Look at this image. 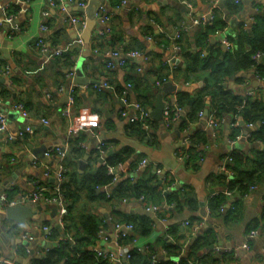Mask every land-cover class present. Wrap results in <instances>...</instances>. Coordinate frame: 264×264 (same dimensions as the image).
I'll return each instance as SVG.
<instances>
[{
	"label": "crops",
	"instance_id": "obj_1",
	"mask_svg": "<svg viewBox=\"0 0 264 264\" xmlns=\"http://www.w3.org/2000/svg\"><path fill=\"white\" fill-rule=\"evenodd\" d=\"M56 1L57 4L52 6L49 0H0V15L15 16L13 22L0 26V66L10 67L12 71L9 78L0 76V79H5L0 82V112L7 115L6 130L0 132V188L13 177L14 182L5 194L10 199L19 200L23 195L32 192L36 188L35 185L52 184L53 177L47 178L45 172L47 167L57 172L58 163L53 160L47 163L38 160L35 164L36 160H32L33 150L43 146L48 149H66L68 159L73 160L75 157L71 155V140L86 146L85 149L82 148L84 157L77 160L79 173L83 174L87 165L93 166L97 171L100 163L99 160L94 161L91 152L96 148L97 137H104V141L110 142L111 151L131 148L135 151L134 157L144 154L146 159L151 160L149 166L160 168L164 173H173L178 184L189 187L196 193L199 203L200 198L206 202V206L200 205L197 212L184 210L162 218L156 213L157 221L153 222L152 232L137 238V248L148 251L153 247L157 250L158 259L159 256L166 257L162 255L161 241L170 227L180 225L181 231L184 232L189 229L185 223L192 217H199L201 222L194 228L192 236L185 234L178 239V243L184 246V257L195 239L205 230L212 229L217 237L214 251L209 253L212 248L203 250L199 253L200 256H207L209 261L219 259L213 264H264V184H259L257 189L250 191L245 197L225 196L229 202L225 204L222 213L211 214L208 210L209 201L213 197L211 191L218 194L224 190L214 186L212 176L218 173L225 159L232 152L248 155L252 151L264 149L263 143L249 139L250 133L256 131L258 126L249 128L240 125V134L231 139V129L227 130V124L215 134L214 129L208 125V116L186 127L182 122L186 114L183 111L179 117L174 116L170 123L160 125L156 122L157 127L151 128L155 143L150 146L146 141L143 142L130 134V123L120 116L122 102L117 93L109 89L98 92L95 85L78 86L75 104L70 114L65 113L68 108L65 103L66 90L72 81L69 74L74 73L76 77L78 67H81L86 78L98 82V85L109 82L116 91L126 89L132 101L139 95L135 89H128V82L135 75L140 76L142 81L140 91L149 89L148 93L153 95L154 99L165 83L171 82L177 86L176 93L164 94V100L173 103V106L177 104L178 92L198 93L205 87L209 72L198 69L186 79L179 71L186 68L185 52H177V40H173L179 28L183 25L189 27L181 42L188 55L200 51L207 55L213 49L229 52L219 38L223 37L232 42L239 37L241 28L251 30L255 18L264 14V0H240L239 9L235 12L223 7L225 0H189L188 6L174 0H127L125 6H121L119 0H95L100 4L99 7L105 9L109 21L103 23L96 20V25L90 31V42L87 44L84 41V46L78 43V37L85 33V28L81 29L79 25L71 23V18L77 17L87 25L88 14L81 11L82 8L77 2ZM77 1H86L89 7L92 0ZM213 6L222 9L226 27L220 32L209 33L206 41L202 36L204 31L200 26L193 25L191 17H203L212 11ZM42 25L48 27L47 32L42 31ZM152 33L164 39L157 40ZM42 38L49 44L48 53H43L37 45V41ZM166 38L170 39V43ZM74 49H78V55L72 63L63 66L56 63L58 60L54 59V54L57 50L67 53ZM118 49L121 53L127 49L142 50L147 54L149 61L144 63L141 60H131L128 67L108 69L106 63L111 53ZM135 64L142 65L143 72L138 73L133 68ZM259 64L264 66V56H261ZM151 72L168 74L170 77L164 84L155 86L154 80H157L158 76ZM239 74L227 81V87L238 94L252 91L264 99V80L258 79L256 71H241ZM16 105H21L29 113V117L24 119L22 114L15 110ZM42 120H47L48 125L42 124ZM25 125L32 126L35 133L22 141L10 140L11 137H16ZM74 128L80 130L70 136L69 131ZM201 132L207 134L208 145L202 146L205 157L199 162L196 170L187 167V162L182 160V157L189 146L186 144L187 139ZM84 159L86 166L80 171L79 161ZM234 202L240 206L238 217L227 219V213L232 210ZM147 205L151 204L139 200L94 202L87 200L83 193L77 203L76 214L95 211L102 215L109 225L107 233L110 239L109 243L103 246L112 249L114 234L111 219L117 217L116 213L143 216L142 211ZM40 206L42 210L36 209L34 216L27 218L25 225H21L7 220L4 212L6 208L0 205V263L13 261L12 258L15 257L28 260L29 264H39L50 250L48 245L57 247L59 241L65 238L64 228H61L62 231L58 230L53 223L54 209L57 207L42 202ZM162 207H165V204ZM106 216H109V219ZM257 222L259 224L254 230L258 231V235L249 239V233L253 230L249 229ZM44 227H50L56 232L54 241L45 238ZM25 233L33 239L24 240ZM27 242L32 254L27 252ZM246 244L248 249H244ZM174 262L177 264L179 259H174Z\"/></svg>",
	"mask_w": 264,
	"mask_h": 264
},
{
	"label": "trees",
	"instance_id": "obj_2",
	"mask_svg": "<svg viewBox=\"0 0 264 264\" xmlns=\"http://www.w3.org/2000/svg\"><path fill=\"white\" fill-rule=\"evenodd\" d=\"M186 1L189 2V0ZM239 5L240 2L236 3L235 0L223 1V7L229 11H238ZM212 12L214 14V21L200 26L204 31L202 32V36L206 41L208 40L209 33L220 32L226 27L222 9L218 6H213ZM255 20L256 24L251 30L241 28L239 37L232 41L235 46L233 52L213 49L207 55L203 54L202 51L188 55L181 46L183 36L187 32L184 31L183 27L179 28L178 34L180 38L175 41V45L179 46L183 53L185 52L184 57L186 62V68L179 69V71L184 74L186 79L188 76L191 77L192 74H195L198 69L209 72L205 87L198 93L191 94L185 91L177 93V105L186 113L182 118V122L186 127L191 123H197L201 118L199 117L201 112L208 111L209 118L214 116L215 120L224 121L221 127L225 124L230 125L231 139L240 134L242 129L240 127L241 120L243 121V126L247 127L250 124L258 126L256 131L250 133L249 139L252 142L264 144V99L259 96L249 97L246 93H235L226 85L231 77L239 74L241 71L255 70L259 77L264 78V66L259 64L260 61L258 63L254 58L256 54L264 56V14L258 15ZM152 35L157 37V40L163 38L162 36H156L155 33H152ZM167 40L170 43V39ZM157 42L159 43V41ZM246 46L248 48H245ZM132 51L135 50L127 49L124 53ZM138 51L144 52L142 50ZM77 55L78 49H74L56 56L54 59L58 60L56 63H60L63 66V64L72 63L74 57ZM110 60L115 62L111 58ZM107 64L108 62L106 66ZM129 64V61H127V67ZM133 68L138 73L144 70L140 64L133 65ZM139 68L142 69L140 72L138 71ZM135 70L134 72H136ZM139 77L135 75L129 80L128 85L139 93L137 99L134 101L149 109L153 106L155 99L153 95L148 93L149 89L145 92L140 91L142 81ZM156 77L157 80H154V84L155 86H160L170 76L158 73ZM107 83L110 84L109 82ZM103 90L97 91L102 92ZM111 91L117 93L118 97L121 98L126 89L116 91L114 88ZM152 127H157V123L151 121ZM129 128L131 129V135H134L143 142L146 141L150 146L154 145L155 136L151 132L152 129L145 131L142 129L140 123H131ZM188 140L190 142L188 149L183 154H187L186 166L197 170L199 162L203 161L205 157L202 146L208 145V136L205 132H201L190 136ZM78 142L71 140L70 143L73 146L71 155L75 159L69 160L67 155L64 160L66 172L64 173L65 181L62 184V194L68 203V214L64 220L65 238L59 242L58 247L50 249L46 257L39 264H113L107 260L98 258L92 252V248L98 242L99 232L102 230L107 231L109 225L104 217L95 211L76 214L78 211L77 203L82 198L83 193L86 195L87 200L94 202L104 200L109 203L113 201L139 200L141 197H145L147 203L159 207L157 214L161 218L165 217V215L180 213L184 210L197 212L200 209L198 197L189 187L181 185V187H175L171 191H164L167 186L176 183L177 179L175 175L166 173V180L161 181V176L157 172L160 168L154 169L149 166L144 171L139 170L140 162L146 157L144 154H138L137 157H134L135 151L131 148L111 154L106 160L107 165L100 164L97 171L93 169V166L87 165L85 172L80 174L77 168V160L84 157V150ZM103 143L104 149L108 152L111 151L110 142L103 141ZM91 154H93L94 161L100 160V153L96 148L92 150ZM229 156L233 159V162L228 165L232 174L229 175L218 171L217 174L212 176L214 186L224 190L218 194L215 193L209 201L208 210L211 214L221 212L222 207L225 210V204L229 202L225 198V190L231 191L236 196L245 197L250 192L251 187H259V184H264V149L252 151L248 155L232 152ZM119 165L126 167L125 172H121L120 180L114 185L110 197H108V193L102 191L104 187L113 181V175L109 174L108 166L117 167ZM163 204H165V207H162ZM231 207L232 210L227 213V219H237L240 207L239 203L234 202ZM116 216V218L111 219L112 225L131 224L134 226V231L122 240L124 245L130 244L139 236H146L152 232L154 221L149 216L135 217L119 213H116ZM262 219L264 220V214ZM189 222V229L184 232L181 231L180 225L170 227L166 237L161 241L163 245L162 250L165 251V256L168 260L159 261L157 259L154 262L152 256L158 253L156 249L150 247L148 251L134 250L131 259L123 264H176L174 259H179L177 264H213L215 260L219 261L217 258L209 261L207 256L199 255L201 251L209 250L212 246H215L217 237L212 229H207L199 235L189 247L186 257H184V246L178 243V239L181 235L185 234L188 237L192 236L194 228L201 222V218L192 217L189 219ZM258 224L257 222L249 230L256 229ZM55 234L56 232L53 231L52 237H50L51 241H54L56 238ZM212 251L214 250L212 249L209 253H212Z\"/></svg>",
	"mask_w": 264,
	"mask_h": 264
},
{
	"label": "built area",
	"instance_id": "obj_3",
	"mask_svg": "<svg viewBox=\"0 0 264 264\" xmlns=\"http://www.w3.org/2000/svg\"><path fill=\"white\" fill-rule=\"evenodd\" d=\"M65 0H60V3H64ZM177 2H180L184 5H189L188 1L186 0H174ZM236 3H239L240 0H235ZM50 4L52 6H55L57 4L56 0H49ZM67 3H74L77 2L78 6L80 8H86L87 7V2L86 1H77V0H66ZM120 5L121 6H125L127 5V0H119ZM63 10H65V8H63ZM47 15V14H45ZM192 18V23L194 26H201V25H206L207 23H212L214 21V14L211 11L210 13H208L207 15L200 17V18H195V17H191ZM15 19V16L12 14H8L5 16H1L0 15V26L3 25L4 23H11L13 22V20ZM95 19L97 21H101L103 23H107L109 21V17L108 15H106L105 13V9L102 7H99L95 13ZM71 23H73L74 25H79V27L85 28L86 27V23L84 21H81L79 18L77 17H72L71 18ZM256 24V20H254L252 22V27ZM184 31L188 32L189 27L187 25H183L182 26ZM251 27V28H252ZM42 31L43 32H47L48 31V27L46 25H42ZM246 29V27L244 28ZM80 38L78 39V43L81 46H84L85 42L84 40L81 38V36H79ZM180 38V35L177 33L175 35V37L173 38V40H178ZM223 45L228 49V51H234L235 50V46L234 44L229 41L228 39H223L222 41ZM37 45L38 47H40L41 51L43 53H48L49 52V44L47 43V41L42 38L39 39L37 41ZM175 49L177 52H180L181 49L179 46H175ZM63 52L60 50H57L55 52V56H60L62 55ZM113 61H108L107 64V68L109 69H114V68H125L127 67V61H129L130 59H135V60H141L144 63H147L149 61V58L147 56V54H145L144 52H140V51H132L129 53H121L119 51H113L111 53V57H110ZM255 60H257V62L259 63V61H261V54H256L254 56ZM142 69L139 68L138 71L140 72ZM12 75V71L10 67H1L0 66V76L3 77H11ZM69 77L72 79L71 81V88H70V100H69V104L68 108L65 110L66 114H70L71 112V108L74 106L75 104V100H76V90L77 87L76 85L73 84V80L75 79V75L74 73L69 74ZM259 80H264V78H261L257 75ZM97 90H105V89H110V90H114L113 86H111L110 84H108L107 82H103L99 85H95L94 86ZM128 89H131V86L128 85ZM247 96L249 97H255L257 96L255 92H247L246 93ZM48 97H50V95H48ZM121 102H122V108L120 111V116L127 120L130 124L131 123H140L142 125V129L145 131H150L151 130V121H153L151 114H150V110L143 106L142 104L136 102V101H131L128 97V92L125 91L122 96H121ZM1 103V100H0ZM15 110L19 111L22 114V117L24 119L29 117V113L27 111H25L23 109V107L21 105H16L15 106ZM183 113V109L181 107H179V105H170L165 109V121L170 123L169 121H171V117H179L180 114ZM199 117H205V112H201L199 114ZM48 121L47 120H42V124L44 125H48ZM224 121H218L214 119V116H211L209 118V122L208 125L214 129V131H218L221 128V125H223ZM6 126H7V115L0 112V132H4L6 130ZM249 128H253L255 127L253 124L248 125ZM80 129L78 128H74L71 129L69 131V135H73L74 133H76L77 131H79ZM35 133V130L32 126L30 125H25L23 128H21L16 137H11L10 140L15 139V140H20L22 141L23 139H25L28 135H33ZM217 134V132L215 133ZM97 144H96V149L99 151L100 153V159H103V163L101 165H107V162L105 159L106 155L108 154V151L104 149V143L102 139H100L99 137H97ZM189 140L187 139L186 144L189 145ZM80 146L82 148H86L85 145L80 144ZM68 148V146H67ZM45 156L49 159V160H53L56 161L59 165L58 167V171L57 172H53L51 171L48 167L47 170L45 172V176L47 178L53 177L54 182L50 185L46 184H39V185H35L36 188L30 192L27 193L25 195H23L21 197V199L19 200H13L10 199L8 197V195L4 194L1 199H0V205L3 208H11V207H16L19 205H26V204H37L39 202L42 203H46L48 205H55L57 208H59V215H58V223L61 226V228H64V220L65 217L68 214V203L66 201V199L64 198L63 194H62V184L65 181V175L64 173L66 172L65 170V165H64V160L67 157V150L66 149H48ZM187 155H183L182 160L186 161ZM148 159H143L140 164H139V170H144L145 168H147L148 165ZM233 162V159L228 156L224 163L222 164V166L219 168V172L221 173H225V174H229L231 175V171L228 168V165L231 164ZM35 164L37 163V161L34 162ZM158 169V168H157ZM125 166L124 165H119L117 167H113V166H108V172L110 175H113V181L112 183H110L109 185H107L106 187H104V190L106 193H108V197H110V193L112 188L114 187V185L116 183H118V181L120 180L121 177V172H125ZM158 175L161 176V181H165V174L162 170H158ZM172 175H174L172 173ZM180 184H178L177 182L174 183L171 186H167L164 191H171L173 190L175 187H179ZM258 187L253 186L250 188V191H253L255 189H257ZM224 194L228 197H232L234 194L229 191V190H225ZM214 195V194H213ZM140 202L142 203H147L145 197H141L139 199ZM123 202H127V200H124ZM145 209L147 211H153L155 214L158 212L159 207L155 206V205H147L145 207ZM224 211V207L221 208V212ZM190 222L187 221L185 223V226H189ZM43 231L45 233V238L47 240H51L50 237H52L53 231L52 228L50 227H44ZM134 231V226L131 224H115L113 225V234H114V247L112 249L110 248H106L105 246H103V244L107 245L109 243V236L106 230H102L99 232L98 234V242L97 244L92 248V252L94 255H96L98 258L107 260L113 264H123L124 262H128L131 259L132 256V252L134 250H138L141 251V249L137 248V239H134L130 244L124 245L122 243V240L127 238L132 232ZM258 235V231L257 230H253L249 233L248 238L252 239L254 237H256ZM23 239L24 240H28L31 241L33 238L28 235L27 233H25L23 235ZM70 239V238H69ZM62 240V239H61ZM60 240V241H61ZM59 241V242H60ZM59 246V243L57 245V247ZM27 252L29 253V249L26 247ZM244 249H248V245L246 244L244 246ZM165 251L163 250L162 255H165ZM152 259L154 262H156V260L158 259V255L154 254L152 256ZM159 260V259H158ZM0 264H19L18 262H16L15 260L13 261H4Z\"/></svg>",
	"mask_w": 264,
	"mask_h": 264
},
{
	"label": "water",
	"instance_id": "obj_4",
	"mask_svg": "<svg viewBox=\"0 0 264 264\" xmlns=\"http://www.w3.org/2000/svg\"><path fill=\"white\" fill-rule=\"evenodd\" d=\"M99 3L95 0H92L89 7H87L86 9H81V11H85L88 14V21H87V25L85 27V33L81 36V38L88 44L90 42V31L91 29L96 25V19H95V13L99 7ZM80 37H78L79 39ZM220 41H223V37L219 38ZM131 60H135V59H130ZM76 77L73 80V84L76 86H91V85H98V82L96 81H92L88 78H86L83 75L82 69L81 67H78L76 70ZM240 75V74H239ZM5 79H0V82H3ZM71 84L68 86L67 90H66V104H69V100H70V88H71ZM178 91V87L174 86L171 82L169 83H165L162 87V90L157 94V97L155 99V103L153 105V107L150 109V114L151 117L153 119V121L159 123L160 125H165L166 121H165V109L172 105L173 103L167 102L164 100V94H169V93H176ZM16 97V94H14V98ZM11 116H13L12 114H10ZM209 112L205 111V116H208ZM240 125H243V122L240 123ZM227 130L230 129V125L227 124L226 125ZM102 140H104V137L100 138ZM98 142V141H96ZM48 148L46 146H43L41 148L38 149H34L33 150V155H32V160H42L44 162H48L49 159L45 156L46 152H47ZM114 151H110L105 159H107L111 154H113ZM87 159V158H86ZM35 162V161H34ZM99 163L102 164L103 163V159L99 160ZM151 160L148 161V165H150ZM86 166V160H81L79 161V168L80 171L84 169V167ZM14 182L13 177L10 178L8 181H6L3 186L0 188V199L1 197L6 193L7 189L11 186V184ZM54 182V180H53ZM181 187V184L180 186ZM103 191V190H102ZM100 192V191H99ZM211 194H215V191H211ZM200 205L202 207L206 206V202L203 198H200ZM40 203H37L35 205H19L16 207H11V208H7L4 210L5 212V218L9 221H13V222H17L21 225H25L27 218H31L34 216L35 214V210L41 209ZM143 215L149 216L151 219H153L154 222L157 221L156 217H155V213L153 211H147V210H143ZM135 213V212H134ZM58 215H59V208H55L54 209V225L58 230H61V226L58 223ZM107 219H109V216H106ZM62 231V230H61ZM26 247L29 248V254H32V251L30 250L29 247V243L27 242ZM48 248L51 249L53 248V245L50 244L48 245ZM212 249L215 248V246L211 247ZM13 260H15L16 262H18L19 264H29L28 260H24V259H16L15 257L12 258ZM159 260L163 261V260H168V258L164 257V256H159Z\"/></svg>",
	"mask_w": 264,
	"mask_h": 264
}]
</instances>
